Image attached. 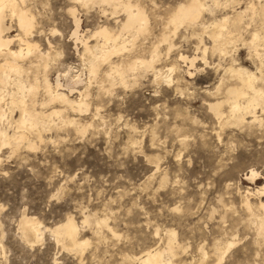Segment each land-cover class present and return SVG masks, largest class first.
I'll return each instance as SVG.
<instances>
[{"label":"rangeland","instance_id":"rangeland-1","mask_svg":"<svg viewBox=\"0 0 264 264\" xmlns=\"http://www.w3.org/2000/svg\"><path fill=\"white\" fill-rule=\"evenodd\" d=\"M138 1L149 18L147 30L134 40L126 34L125 50L111 57L116 64L148 57L161 34L171 30L167 22L172 10L188 0ZM239 1L233 10L222 0L214 13L204 12L203 22L209 25L224 15L236 16L249 0L236 4ZM252 1L264 4V0ZM24 5L36 18L31 39L43 52L51 50L47 59L35 54L18 61L25 80H39L36 110L49 113L54 105L65 108L41 106L47 74L54 85L59 80L60 91L72 99L88 86L89 108L77 112L67 107L62 114L65 122L53 117L39 131H27V139L17 149H1L0 264H131L128 256L163 248L170 230L175 231L179 245L173 258L176 264L202 260L213 264L224 251L221 264H264V235L259 233L264 192H258L264 186V111L257 109V120L251 113L242 120L232 116L226 102L221 118L210 108L227 98L228 87L238 85L226 71L230 66L256 72L264 87V71L260 72L254 52L233 41L228 55L221 58L201 19L179 28L170 54L167 45L160 44L162 55L155 70L129 72L126 86L120 80L110 84L104 75L109 64H103L97 76H90L80 56L84 49L81 45L77 49L71 38V9H76L87 36L99 25L121 29L116 20L125 16L120 11L112 13L107 4L85 5L76 0H26ZM256 15H246L241 26L232 25L231 30L249 39L251 31L261 25L259 11ZM15 21L8 36L21 32ZM52 29L59 33L52 35ZM12 47L20 48L18 42ZM205 47L207 64L202 59ZM181 54L200 58L192 76ZM5 61L6 57L0 58V64ZM173 64L175 81L168 84L157 79ZM70 69H78V83L67 76ZM19 116L16 109L15 119ZM77 127H87V131ZM29 141L37 147L28 148ZM252 170L257 174L250 178ZM24 214L41 222V240L22 236L19 223ZM69 216L79 222L80 237L90 241L82 253L64 248L45 228ZM85 216L91 223L82 225ZM104 217L116 236L97 225L96 220ZM230 242L234 244L226 251Z\"/></svg>","mask_w":264,"mask_h":264},{"label":"bare ground","instance_id":"bare-ground-1","mask_svg":"<svg viewBox=\"0 0 264 264\" xmlns=\"http://www.w3.org/2000/svg\"><path fill=\"white\" fill-rule=\"evenodd\" d=\"M25 1L26 0H0V58L3 56L6 57V61L0 64V151L4 146H12L17 149L20 144L27 139V131H39V129L44 128L48 121L53 117H59L62 119V114L67 107L77 112H84L89 108L87 101L89 95L87 91L88 86H86L87 89L85 88L83 91H79V98L72 99L68 94L60 91V88L62 87L61 82L58 80L57 85H54L47 74L44 77L43 82L45 98L41 101V106L44 108L45 106L59 104L65 108H54L56 106L54 105L52 106L53 110H49V113L36 110V105L38 103L36 93L40 92L39 80L37 78L31 81L25 80L23 75L21 76L25 70L18 61L20 58H25L35 54H39L47 59L51 55V50L43 52L42 49L39 48V43L34 39H31L34 35L33 28L35 27L36 18L34 17V14L31 13L32 10L30 11V8L24 5ZM76 1L85 5L89 3H98L100 5L107 4L112 7V13L120 11L122 15L125 16L124 20H116L117 23H121V29L114 30L112 27L110 28L107 25H99V27L95 29L90 36H87L86 33H82V20L77 15L76 9H71L74 18V30L71 34V38L74 40L77 49H80L79 45H81L82 49H84L82 50L83 53H80V56L84 63L88 65L91 77H94L97 74L103 64H109V68L104 71V75L109 79L110 84H115L117 80H120L123 85H128L129 79L127 78V74L129 72L139 70L148 72L150 70H155V63L162 55V51L160 49L161 47L159 48L160 44H166L167 54H170L176 47L174 37L176 36L179 28L184 24L194 25L201 19L202 27L205 29L204 32L214 40V47L220 51L221 58L228 55L229 50L227 47L230 43L233 41H240L247 48H249L250 51L254 52L261 63L259 68L260 72L264 71V4H256L252 0H249L248 2L245 1L247 2L246 7L236 16L231 17L224 15L218 21H212L209 25H206L202 18L204 16V12L214 13L216 10L215 7L222 4V0H188L187 2H181L174 10H172L168 17L167 23L172 27L171 30L164 31L161 34L158 44L154 45V47L152 46L153 48L150 50L148 57L138 56L130 62H120L116 64L111 61V57L123 50V48L125 50L126 43H124V41L128 39L125 37L126 34H131L132 40H134L138 34H143L142 32L147 30L149 18H147V13H145V10L140 5L141 3L139 4L138 0ZM236 2L237 0H226L225 6L228 5L233 10H236V6L240 4V1L237 4ZM258 11L259 15L261 14V25L254 31L252 30L253 32L251 31L249 39L243 37L242 32L238 31V33H235V31L231 30L232 25L240 27L244 22L243 20L246 15L249 14L251 15V18H254V16H257L256 14ZM7 15L9 19L6 17ZM13 19L16 20L15 22L21 32L16 34V36H8L14 28ZM248 23L245 25L244 29L248 28ZM237 30H239V28ZM57 32L59 33V30L57 29L51 30L52 35ZM199 35L200 33H198V36ZM139 37L140 36L137 38ZM94 40L97 42L92 44L91 42ZM47 41L52 47V43L49 38ZM15 42H18V45L20 46L19 49H14L12 47V44ZM207 49V47L204 48L202 56V59L206 64L208 63L205 55ZM180 58L183 59L185 63H189V74L192 76L193 72L191 70L197 68L196 61L200 58L198 55L190 58L189 56L183 54H181ZM169 66L170 67H165L167 69L162 76L157 77V79L159 78L161 82L164 81L168 84L175 81L174 73L177 69L174 64ZM77 70L70 69L72 73H70V71L67 72L69 73L67 76L69 75L71 80L75 83H78L79 81L77 80H80L79 74H75ZM226 71L231 74V78L235 77L237 79L236 81H238V85L228 87L226 89L227 98L223 101H217L210 104L211 110L217 118H221L224 114L222 106L226 102L231 108L232 116H240L242 120H245L247 114L251 113L257 120V109L259 108L264 111V87L259 85V77L256 72L248 71L242 66H230L226 69ZM29 100L33 107H30L28 103ZM16 109L20 111L18 119H15L14 117V111ZM62 121L65 122L63 119ZM70 122L74 121L72 120ZM90 126L88 125V127ZM12 127H16L13 134L10 133V129ZM77 129L81 132L87 131V127H77ZM38 136L40 139L42 138L41 133H39ZM27 147L30 149L36 148V142L29 141ZM256 174L257 173L252 170L250 178L254 177ZM258 192H264V186L259 189ZM247 193L249 194V192ZM245 202L246 206L250 209V201L246 199ZM261 206L264 208V203H261ZM90 223V218L85 216L82 221V225ZM96 223L100 229L106 228L112 235H117L113 227L108 224L107 217L97 219ZM19 226L22 230V236L25 239H31L29 241L41 240L44 230L41 222L33 216L24 214L20 220ZM45 228L56 237L58 242H62L64 248H70L71 250L82 253L90 243L89 240L80 237V224L73 216H69L65 221L57 224L55 227ZM259 228V233L264 235V218L260 219ZM233 244L234 242H230L226 251ZM178 246L176 233L175 231L170 230L167 231V242L163 248H150L140 255L128 256V261L131 264H176L174 262L175 260L173 261V258L176 254V248ZM224 253L225 251L220 252L216 262L213 264H221ZM205 255L206 253L203 252L202 257L204 258ZM199 264L209 263L202 260Z\"/></svg>","mask_w":264,"mask_h":264}]
</instances>
